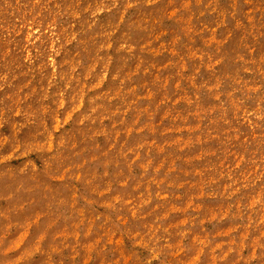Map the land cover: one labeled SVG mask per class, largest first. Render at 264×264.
Returning <instances> with one entry per match:
<instances>
[{"label": "clouds", "instance_id": "1", "mask_svg": "<svg viewBox=\"0 0 264 264\" xmlns=\"http://www.w3.org/2000/svg\"><path fill=\"white\" fill-rule=\"evenodd\" d=\"M190 3L191 0H186L182 15L193 13ZM159 4L160 0H88L87 6H82L81 0H24L23 3L0 0V93H5L6 89L13 93L0 96V201H7L9 205L6 210L0 208V264H36L32 257L42 251L40 241H44V251L50 244L63 247L68 243L55 239L53 233L66 222L71 224L79 219L69 191L74 184L81 186L76 195L77 207L87 209L101 203L107 216L112 218L131 212L129 226L114 221V231H121L133 243L135 237L144 234L141 243L147 255L142 260L134 258L133 264H153L154 261L176 264L172 258L177 252L185 254L182 259L191 256V264H201L205 249H210L221 264H232V261L264 264V56L258 51L250 56L244 50L242 54L229 57L225 55L226 50L217 46L202 53L207 57L214 79L201 83L200 87L214 106L199 109L198 115L211 121L210 127L218 123L232 127L229 119L235 112L237 125L251 123L253 130L261 133L248 146L240 145L235 138L231 141L233 147L239 145L237 150L244 152L243 167L226 169L223 176L210 163L205 169L212 179L202 186L201 195L230 204L227 216L203 217L200 208L192 202L182 208L173 205L170 211L161 213L158 208L162 205L157 202L153 207L156 197L147 192L141 199H133L136 196L133 186L141 190L152 185L157 191L184 187L173 173L169 174L173 176L170 182L168 176L160 178L162 165L158 167L154 163L156 157L150 152L142 153L148 145L139 133H124L121 127L124 133L121 145L116 124L112 123L115 119L124 126L121 113L131 107L128 102L136 92L132 85L137 73L130 69L138 58L137 37L145 33L146 28L133 14L149 11ZM21 8L31 15V21L20 13ZM205 11L215 12L216 9L210 7ZM243 11L241 4L235 13L238 18L244 19ZM17 13L18 23L24 28L29 23L33 26L34 39L29 44L34 46V40L41 42L39 50L26 57L24 52H28V47L22 52L14 46L21 28L16 22H9V18L15 20ZM231 15L233 13L229 12ZM252 15L254 18L264 15V10ZM5 44L9 51L3 50ZM70 47L72 53L68 51ZM34 62L39 63L38 68ZM180 70L183 72L185 65L181 64ZM37 73L41 83L30 87ZM20 75L27 83L17 92L15 85L21 82ZM200 77L201 70H195L193 80ZM109 80L113 89L105 95L101 86ZM25 89L27 101L20 96ZM199 100L197 96L198 107ZM187 103L191 105L194 101ZM17 117L37 133L31 140L18 136L22 126ZM191 131L200 134L199 129ZM239 134L237 131L236 136ZM187 143L198 144L199 141L189 139ZM214 155L202 154L204 157ZM20 156H26L29 163L22 167L16 165L14 159ZM188 163L203 167L202 157H194ZM22 209H27L25 215L37 211L43 214L41 230L49 221L55 226L46 232L47 240L40 235L41 230L34 229L36 235L32 240L36 244L29 241L20 249L23 238L11 240L8 230L15 227L13 222ZM174 212H183L186 218L179 224L169 225V216ZM149 215L158 227L128 231L133 220L146 224L145 217ZM225 218L233 224L229 233H220L230 238L227 251L224 245L216 243V233L205 227L206 224L220 225ZM97 221L105 223L99 216ZM86 228V224H77V231L82 235ZM197 232L199 235L193 245L192 237ZM37 235H40L39 240ZM252 237L256 239L253 241ZM176 239L181 241L180 245H176ZM246 247L250 253L247 257L233 255L242 253Z\"/></svg>", "mask_w": 264, "mask_h": 264}, {"label": "rangeland", "instance_id": "2", "mask_svg": "<svg viewBox=\"0 0 264 264\" xmlns=\"http://www.w3.org/2000/svg\"><path fill=\"white\" fill-rule=\"evenodd\" d=\"M21 2L23 3L24 0ZM87 2L88 0H81L82 6H87ZM185 2L186 0H160V4L153 9L133 14V18L142 21L146 28V32L137 37L138 58L130 69L131 72L137 73L135 83L132 85L136 92L128 102L131 107L124 108L121 113L124 126L117 124L115 119L112 123L116 124V135L121 145L124 143V140L121 139L124 133L129 131H132L134 135L139 133L140 138L146 140L148 145L142 150V153L150 152L156 157L154 163L158 167L162 165L163 175L160 178L168 176L170 182L173 176L169 174L173 173L175 179L184 185L183 188L175 191L168 189L157 191L156 187L152 185L137 190L133 186L132 191L136 192L134 200L141 199L147 192L156 197L153 207L157 206V202L162 205L158 208L161 213L170 211L173 205L182 208L192 202L200 208L203 217L227 216L231 208L230 204L223 200L209 199L207 196L201 195L202 186L212 179L205 169L210 163L223 176L226 169L243 167L242 162L246 159L244 152L237 150L239 145L233 147L231 141L235 138L239 140L240 145L248 146L261 133L253 130L251 123L237 125L234 119L235 112L231 113L232 119H229V124L233 125L232 127L219 123L210 127L211 121H207V118L202 119L198 115L199 109L214 106V103L210 102L208 94L200 87L201 83H208L214 79L207 57L202 53L205 49L214 50L219 46L222 51L226 50L225 55L229 57L242 54L244 50H247L250 56L255 55L257 51L261 56H264V15H258L255 18L252 15L254 12L260 13L264 10V0H199V3L197 0H191L189 7L194 9L193 13L182 15L181 11ZM241 4L244 5V19L238 18L235 14ZM210 7H214L216 11H205ZM201 12H204L203 16ZM229 12L233 15L229 16ZM20 13H24L25 19L31 21V15H28L24 8L20 9ZM229 19L232 20L231 24L228 23ZM18 21L19 13L15 20L9 18V22H16L17 26L21 28L16 37L17 44L14 46L19 47L22 52L25 47H28V52H24L26 57L29 53L34 54L39 50L41 42L34 40V46L30 45L29 41L34 39L32 37L33 26L29 23L28 27L24 28ZM225 41L226 43H224ZM48 47L51 50V46ZM3 50L9 51L6 44L3 45ZM68 51L69 53L73 52L71 47ZM208 55L211 56L212 52L210 51ZM34 63L38 68L39 63ZM181 64L185 65L183 72L180 70ZM217 67L219 68V65ZM197 69L201 70V77L193 80L194 71ZM18 79L21 82L15 85L17 92L27 83L23 75H20ZM40 83L41 79L37 73L30 87ZM101 87L105 95L113 89L110 80ZM97 92L99 94V89ZM6 94L13 95L6 89L5 93H0V96ZM20 96L27 101V89L20 93ZM197 96L200 97L199 107L195 103ZM16 98L20 99V97ZM221 99L224 97L221 96ZM188 100H192L194 103L189 105ZM240 115L242 116L243 113ZM16 119L22 126L18 136L24 135L28 140H31L37 135L31 131V126L24 125L22 118L17 117ZM249 120L251 121L252 118L250 117ZM105 123L107 124L108 121ZM121 127H124V133H121ZM141 129H143L142 132ZM193 129H199L200 134L197 135L191 131ZM237 131L240 132L239 136H236ZM189 139L199 141V143H187ZM174 141L178 143H173ZM197 148L199 151L196 150ZM229 149L231 150L229 151ZM204 153H214L215 155L204 157L202 156ZM194 157H202L203 167H195L194 164L188 163L193 161ZM14 163L22 167L27 165L29 160L26 156H20L18 160L14 159ZM56 182L59 183V180ZM80 188L79 184H74L69 188L73 200L72 207L76 209L79 219L71 224L66 222L63 227L53 233L55 239L68 243L63 247L50 244L44 251V241H40L42 251L32 257L36 264H133L134 258L142 260L147 255V250L142 247L141 243L144 234L141 233L135 237V243H133L121 231H114L115 222H119L121 226H129L131 212L112 218L107 216L101 203L87 209L82 206L77 207L76 195ZM224 188H227V184H224ZM169 201L172 202L169 203ZM8 206L7 201H0V208L6 210ZM26 211L27 209H22L17 213V220L13 222L15 227L8 230V237L11 240L21 241L23 238L20 249H23L29 241H32V245L36 244V241L32 240V237L36 235L34 229L41 230L42 222L45 220L39 211L25 215ZM152 215L145 217L146 224H139L133 220L128 231L158 227ZM98 216L105 219L104 224L98 223ZM185 218L183 212H174L169 216V225L179 224ZM77 224L87 225L85 234L82 235L77 231ZM54 226L51 221L48 225L43 226L40 235L44 236V240H47L46 232L51 231ZM205 227L208 231L216 233V243L224 245V250L227 251L230 238L228 235H220V233H229L233 224L225 218L220 225L206 224ZM40 235H37V240L40 239ZM198 235L199 232L192 237L193 245ZM252 239L254 241L256 238L252 237ZM175 243L180 245L181 241L176 239ZM11 254L15 255V253ZM249 254L247 247L242 253H233L237 257L241 255L247 257ZM184 256L183 252H177L173 254L172 260L176 264H191L192 257L182 259ZM153 264H157V262L154 261ZM169 264H172V261ZM201 264H221V262L214 259L210 249H205V255L201 257ZM232 264H235V261H232ZM240 264H244V262L241 261Z\"/></svg>", "mask_w": 264, "mask_h": 264}]
</instances>
